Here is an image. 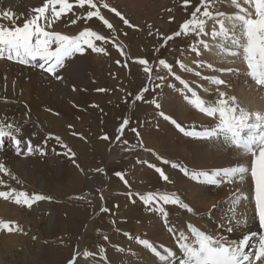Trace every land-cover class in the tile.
Listing matches in <instances>:
<instances>
[{"label": "snow or ice", "instance_id": "obj_1", "mask_svg": "<svg viewBox=\"0 0 264 264\" xmlns=\"http://www.w3.org/2000/svg\"><path fill=\"white\" fill-rule=\"evenodd\" d=\"M218 3H229V0H199L188 17L170 35L160 34L159 30L154 33L152 31L153 25L147 24L148 36H156L158 42L163 41L159 43L154 51L159 52L161 48H164L169 41L175 38L194 36L196 39L188 46L189 52L200 57L203 52L216 50L217 56L228 55L240 58L246 66L245 74L250 82L254 84L256 89L264 90V0H230V7L234 10L232 12L220 10L216 6ZM181 6L185 10L193 7L191 0H182ZM77 7L80 9L86 8L87 10L85 14L75 15L70 20L73 25L81 19L87 23V21L95 18L105 28L115 33L114 25L103 15V9L119 18L127 28L141 30L107 0H40V4L32 6L30 13H25L23 17L10 7H0V60L39 69L42 73H47L50 77L59 81L64 78L60 74V70L66 69V62L77 54L82 56L87 49H90L93 53L108 55L104 47L97 45V41L102 44H112L120 55L127 59V54L124 48L117 43L115 35L109 38L91 28H84L75 35L55 30L54 26L57 22L68 16L69 13L74 14ZM166 11L171 13L172 9L167 8ZM173 20L174 16H170L168 22L172 23ZM209 22H211L210 30L208 27ZM205 37L209 39H204ZM154 61V66L150 64L147 58H136L132 63L140 66V71L145 74L149 83L154 80L165 81L166 76L173 77L175 81L182 85L180 94L186 103L197 112L211 118L214 123L197 128L195 125L185 126L164 111H158V116L171 124L183 137L187 138L186 143L190 146L195 144L198 148L204 149L211 147L218 152L225 148L229 151L235 150L239 156L250 157V167L246 164L237 163L235 166H222L211 170L195 167L190 169L184 164L165 159L155 151L144 148L142 142L139 147L144 148L145 151H152V155L162 164L170 165L172 169L177 170L179 174L195 185L218 187L225 183H242L245 176L250 172L254 194L249 197L238 189L227 205V211L218 217V228L223 229V231L218 232L214 229L211 233L201 230L191 223L186 226L187 232L179 230L169 223V210L165 207L167 205L176 206L188 213L194 211L177 192L149 191L141 194L129 191L127 193L129 199L134 203L135 199L133 197H135L147 209L159 213L164 227L171 233L176 248L179 249L180 259L178 264H264V111L250 110L241 106L235 96H229L225 91L220 90V86H228L224 79L217 76L201 77V72L196 71L195 76L208 80L216 86L218 98L214 102L206 101L193 90L187 81L176 75L173 64L159 56L154 57ZM116 63L118 66L129 67L127 63L122 64L120 60H117ZM194 63L197 68L213 69L211 62L196 60ZM176 65L183 71H193L179 60L176 61ZM219 71L221 73H231L239 71V69L222 67ZM3 81L7 85L6 76L3 77ZM168 86L172 87L173 85ZM160 87L159 83L155 84V88ZM197 87L202 86L197 85ZM75 90L73 88V91ZM98 91L105 90L98 89ZM148 91L149 85L144 83L135 94L134 101H144V94ZM0 100L4 103L8 102L7 97H0ZM145 102L152 104L155 109L162 108V104L157 102L155 98ZM48 110L50 111V109ZM128 126L129 120L124 118L116 129V141L121 140ZM131 131L139 138V132L136 128H132ZM22 133L23 128L20 123L9 117L7 113H0V145L8 141L13 146L17 157L31 156L34 154V148L31 141L26 142L23 140ZM48 139H55L60 144L65 150L63 155L70 159L75 156L74 151L63 143L60 137L49 136ZM100 139L108 141L111 138L105 134L100 136ZM123 143L127 144V141H123ZM22 145L25 146L22 147ZM36 150L42 156L46 154L43 150ZM142 163L154 169L162 181L170 182V177L163 168L147 161H142ZM96 171L102 172L103 169H96ZM0 174L11 177L12 180H15L18 184L20 183L18 177L3 162H0ZM114 175L123 181L126 187H131L125 178L124 172L117 171ZM0 185H4L3 180H0ZM80 198L76 197V199ZM0 199L10 201L22 208L32 209L35 203L45 200L51 201L52 197L39 193L29 194L25 191L9 188L6 191H0ZM100 200H104L102 193ZM243 200L254 201L253 219L258 221L261 231L258 233L249 229L248 233L243 234L241 238L232 239L223 233H232L241 223H247V220L236 215V206L240 205ZM221 207L222 205L214 203L209 209V215L211 216ZM99 211L106 213L109 209L101 206ZM225 220H227V224ZM0 230L6 234H16L24 231L17 222L2 219H0ZM124 235L129 236L128 233ZM129 238L132 239V237ZM32 239L35 240L36 237L33 236ZM104 239L108 240V237L105 236ZM134 239L143 249L148 250L159 261V264H174L177 252L172 248L161 247L158 249L148 239L139 237ZM253 240L255 241L254 245ZM249 248L252 251H248ZM116 250L118 252L124 251L119 247ZM80 255L79 250H77L67 264H78ZM96 255H99L101 261L107 262V256L102 247L98 249L97 253L91 251H83L82 253L85 260Z\"/></svg>", "mask_w": 264, "mask_h": 264}, {"label": "bare ground", "instance_id": "obj_2", "mask_svg": "<svg viewBox=\"0 0 264 264\" xmlns=\"http://www.w3.org/2000/svg\"><path fill=\"white\" fill-rule=\"evenodd\" d=\"M139 1L107 0L116 8L121 5L126 9H134ZM39 4L40 0H0V7H10L13 11L19 13L21 17L25 13H30L32 6H38ZM86 10V8H79L78 12L74 10V14L69 13L68 16L57 22L54 26L55 30L75 35L84 28H90V26H87L89 24L85 23L83 19L78 20L74 25L70 22L75 15L85 14ZM71 25L76 26L77 30H74L75 28L72 29ZM208 27L210 30L211 25ZM204 39L209 38L205 37ZM88 54L86 52L82 56L77 54L69 59L66 62L67 68L60 70V74L64 78L59 81L53 79L47 73H42L39 69L0 60V97L8 98L7 103L0 100V113H7L9 117L14 118L16 122L21 124L23 140L26 142L31 141L34 148L33 155L17 157L10 142L5 141L0 145V162L5 163L20 180L18 184L15 180L11 181L9 177L0 174V180L4 181V185H0V191L15 188L18 191H25L29 194L39 193L52 197L51 201L45 200L35 203L32 209L22 208L10 201L0 199V219L15 221L24 230L22 233L16 234H6L0 230L1 263H5L7 260L8 264H27L29 259L45 255L46 250L42 241L49 235L53 236L61 233L60 231L62 230L61 219L64 206L62 207V199L55 191V185L65 180L66 172H68L70 167H76L79 163L81 167L87 164L90 166L95 161L93 160L95 157H87L90 160L87 164L85 157L79 156L70 159L63 155L65 150L55 139H48L49 136H58L63 143L74 151V146L72 141H70L73 136L70 137L72 134L66 129L71 127L70 125L74 120L84 114L89 102L95 100L96 95H94V92L97 89V82L100 78V74L97 71L99 67H97V70L94 66L90 67L91 60L89 58L91 57ZM183 60L185 66L193 71L178 72V75L187 81L201 98L209 102H214L218 98L216 86L201 78L203 76H217L224 79L228 85L227 87L220 86V90L225 91L229 96H235L241 106L250 110L264 111V90L256 89L254 84L250 82L245 74L246 66L240 58L228 55L217 56L216 50H213L212 52H203L200 57L191 53L189 57ZM196 60L211 62L213 69L206 67L197 68L194 63ZM135 66L140 67L139 65ZM222 67L239 69V71L221 73L219 69ZM196 71L201 72V77L195 76L194 73ZM5 76L7 77V85L3 81ZM169 85L173 86H167L168 89H164L161 93V98L158 102L162 104V108L159 110L155 109L153 129L145 137L147 141L144 148L155 151L165 159L184 164L190 169L195 167L197 169L211 170L222 166H235L237 163L246 164L250 167V157L239 156L235 150L229 151L225 148L218 152L211 147L204 149L198 148L195 144L190 146L186 143L187 138L177 134L175 132L176 129L171 124L158 116V111H164L185 126L195 125L197 128L214 123L211 118L197 112L186 103L180 94L182 85L178 81L171 82ZM197 85L202 87H197ZM73 88L76 90L73 91ZM24 146L22 145V147ZM36 149L43 150L46 154L42 156ZM152 151L144 150L143 160H139V167L135 169L132 178L130 176L128 181L131 187H125L121 191L118 190L122 194L117 199L120 207L119 217L110 224L111 228L109 231L105 232V235L103 233L104 237H108V240L104 239L103 243L105 246H102L107 256V262L101 261L99 255L81 261H85L86 264H159V261L148 250L143 249L136 243L134 238L139 237L153 242L158 249L161 247L172 248L177 252L174 264H178L180 259L179 249L176 248L171 233L164 227L159 213L147 209L135 197H133L135 199L133 203L127 195L129 191L141 194L149 191L177 192L185 202L189 203L194 211L193 213H188L173 205L165 206L169 210V223L171 225L185 232H187L186 226L189 223L209 233L214 229L218 232L223 231V229L218 228V217L223 212H226L227 209L224 210L225 206L222 205L220 210H218L220 212L215 211L211 216L209 215V209L216 201V204H219L218 200L224 197L221 194L224 192L225 184L228 183L221 184V187L195 185L179 174L177 170L172 169L170 165L162 164L152 155ZM80 153L82 154V152ZM76 159L79 160L78 164ZM142 161H147L163 168L166 174L169 175L170 182L162 181L154 169L147 167ZM106 174V171L86 174L87 190L82 195L85 199L99 202L101 201V193L104 199H107L111 191L108 187L104 190L99 184L105 181L107 178ZM77 181L80 182V178ZM229 185H231L230 189L236 191L235 193L239 189L249 197L254 194L250 172L245 176L242 183H231ZM238 208L236 215L247 220V223H241L232 233L224 232L223 234L232 239H239L243 234L248 233L249 229L259 233L261 230L259 229L258 221L253 219L254 201L243 200L238 205ZM69 211H64L66 213L64 216L72 225L78 218L71 217L72 211ZM80 216L83 218L85 215L81 213ZM225 223L227 224V220H225ZM125 233H128L129 236H125ZM33 236L36 237L35 240L32 239ZM96 237H92L91 243L94 242ZM129 237H132V239ZM252 243L254 245L255 241L253 240ZM117 247L124 251L118 252L116 250ZM248 251H251V248ZM4 259L6 260L4 261Z\"/></svg>", "mask_w": 264, "mask_h": 264}, {"label": "rangeland", "instance_id": "obj_3", "mask_svg": "<svg viewBox=\"0 0 264 264\" xmlns=\"http://www.w3.org/2000/svg\"><path fill=\"white\" fill-rule=\"evenodd\" d=\"M198 2L199 0H191L193 7H189L187 10L181 6L182 0H140L138 4L135 5L136 9H126L121 5L118 6L117 9L119 8V11H121L132 24L137 25L141 29L140 31L127 28L119 18L103 9L102 13L114 25L116 30L115 33L105 28L103 24L95 18L87 22V24H89L87 26H90L92 30L101 35L109 38L115 35L117 43L124 48L127 59L121 56L112 44H102L99 41L96 42L97 45L104 47L108 55L93 53L90 49V51L88 49L86 50V53L88 54L89 52L88 55L91 57L89 58L91 60L90 67L94 66L96 70L98 69L97 67H99L97 71L100 74V78L97 82V89H104L105 91L95 90L94 95H96L97 99L95 98V100L89 102L84 114L74 120L70 125L71 127L67 128L66 131L68 130V132L72 134L70 137L73 136L70 141H72V145L74 146V157H85L86 164L90 161L87 157H95V159H93L95 161L92 160L93 165L91 164L89 166L87 164L84 166L82 164L83 167H81L80 163L78 164L79 160L76 159L79 167H77V165L76 167H70L68 172H66L67 176L65 175V180L55 185V191L62 199V207L64 206L62 208L63 217L61 219V233H57L53 236L49 235L45 238L42 241L46 250L45 255L29 259L27 264H67L77 250H79L81 254L78 264H86L85 261H81L84 259L82 256L83 251L95 253L98 252L99 248L105 246L103 243L105 232L109 231L111 228L110 224L115 222L119 217L118 212L120 211V207L117 199L120 198L122 194H120L118 190H124L126 187L123 181L114 175V173L117 171L124 172L125 178L128 181L130 180V176L132 178L133 172L139 167L138 164L140 162L138 161L143 160L144 156V148L139 147V145L141 142L143 145H146L147 139L145 137L149 135L148 132L153 129L154 124L153 117L156 112L155 108L152 104L146 103L145 101H150L155 98L158 102L163 90L168 89L167 86L171 82H175L172 80L173 77L166 76L165 81L154 80L152 83H149L146 80L145 74L140 71V67L135 66L136 64H133L132 61L136 58H147L150 64L154 66V57L159 56L160 58L166 59L170 64H173L176 75H178V72H183V70L176 65V61L179 60L181 63L185 64L183 59H186V57H189L192 53L188 51V46L193 43L196 38L194 36H181L175 38L169 41L159 52H155L154 49L163 41L158 42L156 36H148L146 25L152 24V31L154 33L159 30L160 34L170 35L178 29V25L188 17ZM216 6L220 10L226 12L234 11L230 7V0L229 3H218ZM167 8H171L172 12H167ZM75 10L78 12L79 8L77 7ZM170 16H174L172 23L168 22ZM210 25L211 22H209V26ZM71 28L77 30L76 26L71 25ZM125 33H127V35H125ZM117 60H120L122 64L127 63L129 67L125 68L118 66L116 63ZM144 83H148L149 85V91L144 94V101H134L135 94ZM157 83L161 85L160 88H155V84ZM93 105H95V107H93ZM124 118L129 120V126L125 130L121 140L116 141V129ZM132 128L137 129L139 138L131 131ZM105 134L111 139L108 141L101 140L100 136ZM177 134L180 135L178 132ZM123 141H127V144H124ZM80 152H82V154ZM174 157L176 156L174 155ZM96 169H103V171H106L107 178L99 184L104 190L108 187L111 191L107 199L99 202H94L87 198L85 199L82 196L87 190L85 180L86 174H89V172L94 173ZM9 178L13 181L11 177ZM78 178H80V182H78L79 180L77 181ZM230 186L229 184H225L224 192L221 194L224 197L218 200L219 204L225 206L224 210L227 209V205L236 192L230 189ZM76 197L81 198L76 199ZM101 206L108 208L109 211L101 213L99 211ZM236 207L238 210V205ZM242 210L245 211L244 209ZM64 211H72L71 217L75 219L78 218L79 220L76 219L77 221L71 225L69 221L66 220L64 216L66 213ZM81 213L85 215L83 218L80 216ZM93 236L97 237L94 242L91 243ZM1 260L0 257V261ZM5 260L6 259H4V261ZM0 264H8V262L6 260L5 263L0 262Z\"/></svg>", "mask_w": 264, "mask_h": 264}]
</instances>
